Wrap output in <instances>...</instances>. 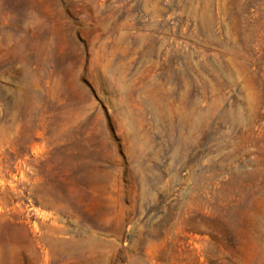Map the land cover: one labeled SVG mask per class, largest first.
I'll return each mask as SVG.
<instances>
[{"label":"rangeland","instance_id":"374dc122","mask_svg":"<svg viewBox=\"0 0 264 264\" xmlns=\"http://www.w3.org/2000/svg\"><path fill=\"white\" fill-rule=\"evenodd\" d=\"M0 264H264V0H0Z\"/></svg>","mask_w":264,"mask_h":264}]
</instances>
